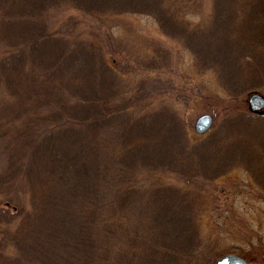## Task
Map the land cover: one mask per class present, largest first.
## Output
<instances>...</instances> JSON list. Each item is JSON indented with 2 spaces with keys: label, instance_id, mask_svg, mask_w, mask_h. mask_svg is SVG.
Here are the masks:
<instances>
[{
  "label": "rangeland",
  "instance_id": "rangeland-1",
  "mask_svg": "<svg viewBox=\"0 0 264 264\" xmlns=\"http://www.w3.org/2000/svg\"><path fill=\"white\" fill-rule=\"evenodd\" d=\"M102 1L0 0V264H264V4Z\"/></svg>",
  "mask_w": 264,
  "mask_h": 264
},
{
  "label": "trees",
  "instance_id": "trees-1",
  "mask_svg": "<svg viewBox=\"0 0 264 264\" xmlns=\"http://www.w3.org/2000/svg\"><path fill=\"white\" fill-rule=\"evenodd\" d=\"M101 2H103L102 0H87V2H85L84 3V5H89L90 6V8H93V7H95V6H97V4H99V3H101ZM262 3V4H264V0H258L257 2H255V3ZM108 3H110V2H108V1H105V2H103V4L102 5H100L98 8L100 9V12H105V11H103V10H105V8H107L108 7ZM254 3V4H255ZM119 4V3H118ZM259 5V4H258ZM112 7H113V2H112ZM255 7V6H254ZM117 8H119V7H117ZM224 8V7H223ZM256 8V7H255ZM256 10H260V15H261V12H262V14L264 15V8H262V10H261V8L259 7V8H256ZM27 11H29V9H27ZM134 12H138V11H134ZM158 14H161V12L159 11V13ZM259 13H257V15H258ZM185 26H187L188 27V24L187 25H185ZM182 27V26H181ZM18 41H20V39L19 38H17V39H15V41L14 42H18ZM9 42V41H8ZM52 42H54L53 40H47L46 41V46L48 47V46H50L51 44H52ZM217 45V44H216ZM216 45L213 47V46H211V48H213V51H214V48H217L216 47ZM32 48V46L30 47V49ZM201 49H207V47H201ZM33 50V49H32ZM67 51V50H66ZM212 51V52H213ZM70 57H72V53L71 52H63V51H60V54H59V58L60 59H66V62L64 63V64H58L59 66L58 67H60V68H65V67H69V66H71L73 63L70 61ZM74 59V58H73ZM75 60V59H74ZM86 95L87 96H90V95H92V94H87L86 93ZM96 95V94H95ZM134 105H135V103H133ZM136 106V105H135ZM118 107H116V109H117ZM138 110H142L143 109V112H144V108H142V106H140L139 105V107L137 108ZM103 115V114H102ZM106 115H110V114H106ZM215 146H217L218 144L216 143V144H214ZM234 155H236V156H238V154H235L234 153ZM77 160L78 158H74V157H71L70 155H68V157L67 158H65V162L63 163V164H65L64 166H66L67 165V163H68V161H71V162H73V160ZM62 160H64V159H62ZM172 160H175V158L174 157H172V156H170L169 155V157H168V159L166 160V157H162V156H160L159 158H158V163L161 165V164H163V166L162 167H160V168H156V169H154V172L155 171H160V172H163V171H165V172H169L170 170L172 171V167L171 166H169L170 164H171V161ZM223 160V159H222ZM220 160L219 161V165H221L222 167H219L216 171H217V173L215 174V175H213V176H210L211 177V179H214L216 176H217V174H218V172H219V174H218V176L220 177V175L222 174V173H224V172H228V171H230L229 170V165H231V161L230 160H228V163L226 164V166L225 165H222L223 163H225V162H227V160L225 161V160ZM176 161V160H175ZM74 163V162H73ZM234 164H236V163H232V167L233 166H235ZM238 165H240V164H238ZM237 166V165H236ZM229 167V168H228ZM172 168V169H171ZM231 169V168H230ZM177 171V170H176ZM80 173L82 172L81 170L79 171ZM215 173V170H213V173L212 174H214Z\"/></svg>",
  "mask_w": 264,
  "mask_h": 264
},
{
  "label": "water",
  "instance_id": "water-1",
  "mask_svg": "<svg viewBox=\"0 0 264 264\" xmlns=\"http://www.w3.org/2000/svg\"><path fill=\"white\" fill-rule=\"evenodd\" d=\"M248 103L250 108L259 109L264 106V99L257 94H253L249 97ZM210 124L211 117L202 115L196 120L194 128L197 133H203L209 128ZM216 264H246V262L235 255L227 254L219 258Z\"/></svg>",
  "mask_w": 264,
  "mask_h": 264
},
{
  "label": "bare ground",
  "instance_id": "bare-ground-1",
  "mask_svg": "<svg viewBox=\"0 0 264 264\" xmlns=\"http://www.w3.org/2000/svg\"><path fill=\"white\" fill-rule=\"evenodd\" d=\"M110 108H108L107 110H104V115H106V114H110ZM136 111H138V115H137V117H136V121L138 122V119H140V116L142 115V117H143V115H144V113H143V110H136ZM111 115V114H110ZM99 116H102V114L101 113H97V115H95V117L97 118V117H99ZM109 116V115H108Z\"/></svg>",
  "mask_w": 264,
  "mask_h": 264
},
{
  "label": "flooded vegetation",
  "instance_id": "flooded-vegetation-1",
  "mask_svg": "<svg viewBox=\"0 0 264 264\" xmlns=\"http://www.w3.org/2000/svg\"><path fill=\"white\" fill-rule=\"evenodd\" d=\"M262 167H264V165H262Z\"/></svg>",
  "mask_w": 264,
  "mask_h": 264
}]
</instances>
